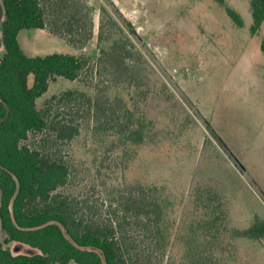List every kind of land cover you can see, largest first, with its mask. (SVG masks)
Segmentation results:
<instances>
[{"label":"trees","instance_id":"16d2710c","mask_svg":"<svg viewBox=\"0 0 264 264\" xmlns=\"http://www.w3.org/2000/svg\"><path fill=\"white\" fill-rule=\"evenodd\" d=\"M98 40L101 46L96 72L114 85L140 87V55L132 36L137 31L104 0ZM239 27L241 15L217 0ZM4 21L0 56V222L6 239L0 242V264H220L214 249L226 228L227 211L220 196L197 188L193 202L199 218L191 224L183 255L173 260V241L166 199L160 189L135 181L118 187L82 188L72 162L64 155L83 129L117 136L125 151L154 133L151 121L137 115L107 86L96 84L92 96L79 89L53 95L41 109L37 100L58 78L83 79L90 59L84 55L53 53L28 56L19 42L23 30H47L70 46L85 48L94 37L93 8L87 0H2ZM252 35L264 24V0H251ZM264 51V39L261 43ZM99 69V71H98ZM93 70V69H92ZM33 78L30 84V78ZM209 131L213 133L211 127ZM32 141V143H30ZM237 238L264 240V219L234 229ZM38 250L15 255L10 243ZM6 245V246H5Z\"/></svg>","mask_w":264,"mask_h":264},{"label":"rangeland","instance_id":"374dc122","mask_svg":"<svg viewBox=\"0 0 264 264\" xmlns=\"http://www.w3.org/2000/svg\"><path fill=\"white\" fill-rule=\"evenodd\" d=\"M111 1L109 12L119 19V10L137 31L132 41L140 55V87L114 85L105 73L96 72L101 46L122 36L99 42L104 0H87L95 28L83 49L47 30H23L19 35L28 56L65 53L90 59L91 70L83 79L60 77L51 82L37 100L39 109L68 89L95 96L100 84L109 87L111 97L123 98L138 116L152 122V137L139 146L130 145L128 151L117 136L81 130L63 147L81 184L72 190L94 185L100 194L105 187L135 181L160 189L173 241L169 256L176 260L186 248L180 238L188 236L202 213L195 209L194 192L198 187L210 189L220 196L228 216L214 249L220 264H264V240L232 235L234 229L250 227L256 216L264 219V24L252 35L251 0H225L241 15L243 27L217 0ZM3 21L0 0V56L5 53ZM6 236L0 222L1 243ZM6 247L15 255L38 252L16 242Z\"/></svg>","mask_w":264,"mask_h":264}]
</instances>
